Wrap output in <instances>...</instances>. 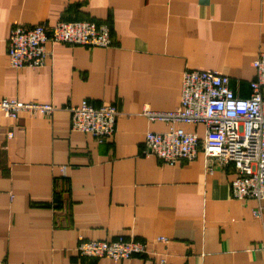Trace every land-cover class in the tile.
Wrapping results in <instances>:
<instances>
[{
	"label": "crops",
	"instance_id": "crops-1",
	"mask_svg": "<svg viewBox=\"0 0 264 264\" xmlns=\"http://www.w3.org/2000/svg\"><path fill=\"white\" fill-rule=\"evenodd\" d=\"M74 20L106 23L112 47L54 44L41 68L9 66L15 24ZM259 52L264 0H0V100L55 107L48 117L0 112V261L152 264L144 255L82 257L76 248L80 239L122 238L145 242L165 264H264V200L232 198L233 168L202 152L173 165L145 156L146 133L171 124L142 114L178 107L186 69L218 71L248 97ZM83 101L118 109L104 142L71 130L66 108Z\"/></svg>",
	"mask_w": 264,
	"mask_h": 264
},
{
	"label": "built area",
	"instance_id": "built-area-1",
	"mask_svg": "<svg viewBox=\"0 0 264 264\" xmlns=\"http://www.w3.org/2000/svg\"><path fill=\"white\" fill-rule=\"evenodd\" d=\"M82 46L89 49L112 47L110 28L106 23L91 20L58 21L54 25L15 24L7 39L8 64L12 69H37L51 57L49 45ZM255 77L249 82L248 97L237 96L230 80L218 71L184 70L178 107L170 112H157L146 107L143 115L150 121L171 124L165 132H147L145 156H155L164 164L190 162L200 152L218 165H231L235 173L230 182V195L240 201L264 200V52L253 61ZM55 110L49 103L0 100V112L15 119L22 112L48 117ZM72 131L91 135L104 142L114 131L118 115L115 105L93 106L87 101L67 107ZM178 123L199 124L205 128L203 137L177 127ZM209 171L211 167H208ZM259 248L264 253V223ZM80 256L128 260L144 255L155 261L147 244L119 238L115 241L80 239ZM0 264H5L0 261Z\"/></svg>",
	"mask_w": 264,
	"mask_h": 264
}]
</instances>
